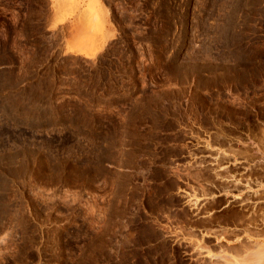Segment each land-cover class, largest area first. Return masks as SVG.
I'll return each mask as SVG.
<instances>
[{
  "label": "rangeland",
  "instance_id": "rangeland-1",
  "mask_svg": "<svg viewBox=\"0 0 264 264\" xmlns=\"http://www.w3.org/2000/svg\"><path fill=\"white\" fill-rule=\"evenodd\" d=\"M263 260L264 0H0V264Z\"/></svg>",
  "mask_w": 264,
  "mask_h": 264
},
{
  "label": "bare ground",
  "instance_id": "bare-ground-1",
  "mask_svg": "<svg viewBox=\"0 0 264 264\" xmlns=\"http://www.w3.org/2000/svg\"><path fill=\"white\" fill-rule=\"evenodd\" d=\"M264 262V260L262 261V263ZM260 263V262H259Z\"/></svg>",
  "mask_w": 264,
  "mask_h": 264
}]
</instances>
